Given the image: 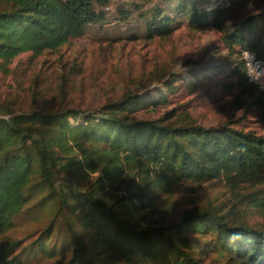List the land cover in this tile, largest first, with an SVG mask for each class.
<instances>
[{
	"label": "trees",
	"instance_id": "trees-1",
	"mask_svg": "<svg viewBox=\"0 0 264 264\" xmlns=\"http://www.w3.org/2000/svg\"><path fill=\"white\" fill-rule=\"evenodd\" d=\"M113 1L0 0V63L82 37L108 19L106 7ZM206 3L161 0L149 18L140 13L145 37L168 36L184 23L196 30L216 27L230 52L241 57L229 75L235 82L227 85L239 90L234 110L245 107L246 96L264 116V94L248 80L242 57L251 50L264 60V9L229 23L225 7ZM140 8L122 3L115 20H129ZM158 79L168 92L154 105L168 103L184 78L164 71ZM150 103L130 93L95 110L0 104V264L68 254L67 264H264V229L238 221L227 208L197 207L167 224L136 220L182 183L224 178L264 184L263 134L229 124L205 127L188 113L171 121L167 115L173 112L138 118ZM45 210L50 221L38 236L4 240L18 217L38 218Z\"/></svg>",
	"mask_w": 264,
	"mask_h": 264
},
{
	"label": "rangeland",
	"instance_id": "rangeland-1",
	"mask_svg": "<svg viewBox=\"0 0 264 264\" xmlns=\"http://www.w3.org/2000/svg\"><path fill=\"white\" fill-rule=\"evenodd\" d=\"M161 0H114L108 7V19L90 26L85 35L71 39L57 50L41 55L27 52L12 63H0V104H12L16 109L37 108L50 111L60 104L95 110L122 99L128 94L146 98V108L136 115L155 120L168 112V121L188 113L198 124L214 127L229 124L236 129L264 135V116L252 100L234 110L238 87L231 69L240 56L232 54L225 44L224 34L216 27L192 29L184 23L172 34L148 39L145 19ZM208 7H225L229 23L244 20L264 9V0H248L234 4L232 0H206ZM135 2L141 5L129 20L118 22V6ZM134 7V5H132ZM135 35L136 38H131ZM164 71L178 72L183 80L179 89L170 93L169 102L154 105L153 100L167 93L158 77ZM185 79L197 84L191 90ZM98 174H96V177ZM264 184L242 182L232 184L224 178L205 182L182 183L172 188L153 207L136 215L143 225L167 224L179 221L184 213L197 207L227 208L238 221L264 229ZM47 210L38 218H17V227L10 230L5 241L33 239L48 225ZM203 240V238H202ZM25 241L23 244L27 243ZM70 254L55 258H38L34 264H67Z\"/></svg>",
	"mask_w": 264,
	"mask_h": 264
},
{
	"label": "clouds",
	"instance_id": "clouds-1",
	"mask_svg": "<svg viewBox=\"0 0 264 264\" xmlns=\"http://www.w3.org/2000/svg\"><path fill=\"white\" fill-rule=\"evenodd\" d=\"M243 63L248 69L245 73L249 76V79L253 83H259L264 87V73L257 72L253 67L252 61L254 60V54L248 50L243 51Z\"/></svg>",
	"mask_w": 264,
	"mask_h": 264
},
{
	"label": "built area",
	"instance_id": "built-area-1",
	"mask_svg": "<svg viewBox=\"0 0 264 264\" xmlns=\"http://www.w3.org/2000/svg\"><path fill=\"white\" fill-rule=\"evenodd\" d=\"M245 51V50H244ZM250 51L251 53L254 54V60L252 61V64H253V67L255 68V70L257 72H260V73H264V60H262L261 58H259L257 56V54L254 52V51H251V50H248ZM243 53V52H242ZM243 57V56H242ZM248 69L246 68V71ZM248 76V75H247ZM248 80L250 81L249 79V76H248ZM251 82V81H250ZM253 83V82H251ZM255 86H257L259 88V90L264 94V87H262L259 83H253Z\"/></svg>",
	"mask_w": 264,
	"mask_h": 264
}]
</instances>
